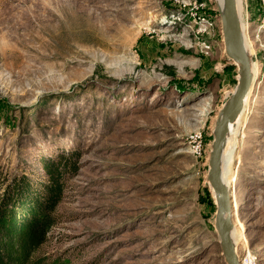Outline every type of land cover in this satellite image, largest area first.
Masks as SVG:
<instances>
[{
    "label": "rangeland",
    "instance_id": "obj_1",
    "mask_svg": "<svg viewBox=\"0 0 264 264\" xmlns=\"http://www.w3.org/2000/svg\"><path fill=\"white\" fill-rule=\"evenodd\" d=\"M247 1L255 83L223 170L237 254L264 264V18ZM47 3L0 0V181L40 183V161L66 151L78 163L36 254L47 264H226L206 179L237 75L219 0ZM42 17L60 30L41 38Z\"/></svg>",
    "mask_w": 264,
    "mask_h": 264
},
{
    "label": "trees",
    "instance_id": "obj_2",
    "mask_svg": "<svg viewBox=\"0 0 264 264\" xmlns=\"http://www.w3.org/2000/svg\"><path fill=\"white\" fill-rule=\"evenodd\" d=\"M40 163L45 175L40 183L25 173L1 178L0 264H47L36 252L52 225L63 182L77 172L78 163L69 151Z\"/></svg>",
    "mask_w": 264,
    "mask_h": 264
},
{
    "label": "water",
    "instance_id": "obj_3",
    "mask_svg": "<svg viewBox=\"0 0 264 264\" xmlns=\"http://www.w3.org/2000/svg\"><path fill=\"white\" fill-rule=\"evenodd\" d=\"M219 12L226 59L235 65L237 75L236 84L224 102L212 130L213 138L208 154L206 179L214 194L213 225L219 239L221 254L226 264H240L230 234L233 228L232 196L229 187L222 179L221 164L228 125L238 117L246 97L254 86L255 78L250 68V54L245 50L236 0H223V8H220Z\"/></svg>",
    "mask_w": 264,
    "mask_h": 264
},
{
    "label": "bare ground",
    "instance_id": "obj_4",
    "mask_svg": "<svg viewBox=\"0 0 264 264\" xmlns=\"http://www.w3.org/2000/svg\"><path fill=\"white\" fill-rule=\"evenodd\" d=\"M46 1L48 2L47 4L53 5L56 9L65 8V5H63V4H64V2L66 0H46ZM240 2H242V0H236L238 14H239L240 21H241V28H242L243 35H244L245 50H246V52L248 54H250L249 52H250L252 43L246 37L247 25L244 24L243 19H242L241 14H240V4H241ZM79 5L80 4L78 3V7H79ZM219 7L223 8V0H219ZM68 11H71V9H68V7H67V9L65 11H63V12L60 11L59 14L63 13V15H64ZM59 14L54 13L53 15L56 17L57 21L59 19L62 21V18H61V16ZM60 27H61V22L55 26L52 22H50V19L42 17V19L40 20L39 36L41 38H44V36H43L44 34L47 35V36L48 35H53L54 31H56L57 29L60 30ZM250 68H251L252 75L254 77L255 72H256V65H255L254 62H251ZM250 93H251V91H250ZM249 94H248V96H249ZM248 96L246 97V100L244 101L243 107H242L240 113L238 114V117L236 118V120L233 123H230L228 125V131H227L225 142H224L223 154H222V164H221V173H222V179L224 180L225 184L228 187H229V185H228V182L226 181L227 178H226V175L224 174V170H223V162H224V158H225L226 152L234 150L239 144V140H240L239 139V137H240L239 135L241 134V130H242L241 122H242L243 113H244V110H245V107H246V101L248 100ZM229 190H230V187H229ZM230 234H231V238H232V241L234 243L235 250H236V240H237V238H236L235 231L233 230V228L231 229ZM236 253H237V250H236ZM237 257H238V260H239V254H237Z\"/></svg>",
    "mask_w": 264,
    "mask_h": 264
},
{
    "label": "built area",
    "instance_id": "obj_5",
    "mask_svg": "<svg viewBox=\"0 0 264 264\" xmlns=\"http://www.w3.org/2000/svg\"><path fill=\"white\" fill-rule=\"evenodd\" d=\"M244 2H245V8L247 11V7H248L247 2L248 1L244 0ZM257 3L259 4V10H258L259 16L263 15V18H264V0H257ZM249 15L246 16V19H248ZM197 18L200 21V23L204 26L203 27L204 29L202 32H206L208 26L210 25L209 19L205 15H200ZM209 47H210L209 45L204 44V50L205 51H207L209 49ZM191 138L195 141L200 142L201 134L199 132H196L193 135H191ZM239 262H240V264H255V258L250 253L246 252V253L239 255Z\"/></svg>",
    "mask_w": 264,
    "mask_h": 264
}]
</instances>
